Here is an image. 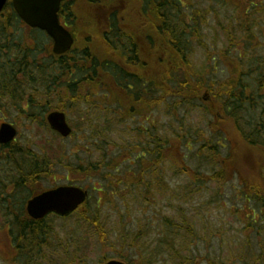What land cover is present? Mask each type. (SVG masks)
Wrapping results in <instances>:
<instances>
[{
  "label": "trees",
  "instance_id": "obj_1",
  "mask_svg": "<svg viewBox=\"0 0 264 264\" xmlns=\"http://www.w3.org/2000/svg\"><path fill=\"white\" fill-rule=\"evenodd\" d=\"M246 4L243 10L239 8L235 23L238 34L251 51L258 46L254 43L256 40L254 27L260 28L264 37V0H248ZM148 7L152 34V57L148 66L130 64L132 67H129L123 61L119 62L120 64L114 63L112 57L108 60L109 50L105 45H100L96 35L90 36L88 32L89 36L86 38L89 40V46L85 45L88 49L81 53L56 58L35 57L32 61L25 58L22 66L16 61L19 57L17 59L7 57L9 64L0 62V101L4 100L2 97H7L20 115L33 119L40 115V123L45 120V112L53 109L70 111L78 108L84 111L83 115H80L81 119H87L90 125L95 123L96 118L99 121L105 118V124L99 131H90L91 129L84 131L88 136L86 144H83L90 153L100 152L103 159L95 165L91 164L86 170H83L85 168L82 165L74 168H77L76 171H84L87 175L104 180L106 187L110 186L116 189V192L123 185L132 186L131 189L136 183L143 186V180L149 178V174L161 172L165 164L167 165L164 170L169 172L177 170L178 174L184 175L183 180L188 181L193 187L209 183L223 185L237 176L242 183L243 209L247 207L253 211L249 217H252L250 222L254 226L252 224L249 226L256 230L264 229V226L258 228V225L264 222L261 216L264 215V100L259 99L260 96L264 97L262 93L264 56L260 57L257 54L253 72L247 73L248 76L256 77L253 84L242 83L245 72L244 69V73L240 69L241 58H232V61L227 62L230 75L214 89L209 82L205 83L200 79L198 73L195 74L190 58L195 40L199 41L201 32L202 17L198 15L199 12L187 13L175 0H150L147 3ZM140 12L145 16L144 8ZM141 25L144 30L143 19ZM123 41L126 42V39ZM262 44L264 45V40ZM129 61L132 59L129 58ZM204 92H214L213 98L203 102L200 97ZM3 102L4 106H8L6 101ZM192 106L203 109L208 118L207 131L199 126L197 130L187 129L181 137L178 133L170 132L167 135V132L162 131L165 126L156 128V125H153L157 133H152L151 130L143 131V138L133 137V143L129 144L125 153H122L129 162L133 161L139 170V174L137 172L131 176L125 173L128 180L123 178L120 174L122 167L119 163L120 158L117 156L109 158L107 148L112 123L117 115L114 112L118 111L119 114H124L123 118L135 121L148 113L158 111L167 115L166 110L168 112L171 110L169 112L171 114L181 108ZM108 115L111 117L110 120L107 118ZM168 116L173 119L176 117L172 114ZM115 124L117 123L114 122ZM73 127L72 136L82 134L81 128L84 124L78 126L80 130L76 129L75 125ZM210 131L213 134L208 135L206 132ZM53 137L57 140L61 138L57 134H53ZM97 140L101 141V144ZM48 144H51L50 141ZM12 148L16 147L11 145L4 148V157L0 158L1 212H6V217L15 216V251L25 253L29 257H41V242L48 234L54 235V229L48 223L52 217L33 220L25 211L26 199L16 207L18 199L15 193L24 191L30 196L45 188L41 186V181L53 173L52 160L38 156L26 147ZM57 151L54 150L53 157ZM61 152L65 155L64 148ZM196 156L202 159L194 167L193 162L195 164L197 161H194L193 157ZM253 157L255 172L245 173L243 167H246L247 161L253 162ZM56 161L58 165L62 162ZM116 162L119 165L114 166ZM65 167L68 168L69 165L65 164ZM205 167H209L206 173ZM101 168L103 171H100ZM173 176L178 177L174 174ZM161 178L162 176L158 175L159 184ZM94 190H97L96 187ZM164 190L163 187L158 191ZM185 193L193 195L195 192L186 190ZM75 214L86 221L83 233L87 241L95 236L102 243L115 244L117 241L125 243L124 240L127 239L125 234L115 239L110 236L98 216V211H90V200L89 204L87 201ZM166 222L170 225L174 223L175 234H171L168 229L163 235L165 238L162 236L161 241L152 246L144 240L143 233L135 235L130 246L134 247L136 243L139 249L136 253L141 264H154L157 261L169 263L161 259L162 256L169 255L171 264H204L207 258L203 257L201 262L197 261L192 254V247L182 245L186 231L195 233L191 226L194 222L185 215L181 222L175 223L169 218H166ZM255 234L257 236L258 233ZM71 240L64 254L55 258L56 261L59 258L60 264H75L73 263L75 258L85 257L89 260L91 248L88 245L84 248L82 238L75 233L71 234ZM247 241H250L249 236ZM66 252L69 253V257L63 258ZM214 258H209L206 264H230L226 258ZM85 259L82 262L88 264ZM259 260L254 264H259Z\"/></svg>",
  "mask_w": 264,
  "mask_h": 264
},
{
  "label": "rangeland",
  "instance_id": "obj_2",
  "mask_svg": "<svg viewBox=\"0 0 264 264\" xmlns=\"http://www.w3.org/2000/svg\"><path fill=\"white\" fill-rule=\"evenodd\" d=\"M175 1L187 13L194 14L199 12L198 15L202 17L199 41L195 40L194 49L190 55L195 74L198 73L200 79H203L205 83L209 82L215 89L219 82L230 75L227 62L232 61V58H241L240 69L242 72L244 69L245 72H243L242 83L253 84L256 77L254 75L248 76L247 73L253 72L256 59L258 58L257 54L260 57L264 56V45L262 44L264 37L261 29L254 27L256 39L254 43H257L258 46L254 50L249 51L247 49L249 46L238 34L235 23L239 8L243 10L248 4H246L248 0ZM131 19L133 21L134 18L131 17ZM128 26L132 28L130 23H128ZM90 33V36L94 37V32ZM9 37L13 39L11 43L24 44L25 47H28L27 43L32 44L21 33L17 35L14 33L9 35ZM40 38V46L43 47L45 44L42 42L45 41V38L42 36ZM78 38L79 41L83 40L85 42V39L87 40L83 33ZM40 55L41 59L47 57L43 52ZM125 64L132 67L129 63ZM213 96L214 92H204L200 99L206 102L210 98L212 99ZM261 98L264 100V97L260 96L259 99ZM2 99L8 103V106H4V102L0 101V124L4 121L10 122L19 131L14 144L16 148L12 149L26 147L38 156L48 157V160H52L53 173L51 172L49 178L41 181V186L46 188L55 185H65L72 181L73 184L88 189L90 211H98V216L111 237L115 239L125 234L127 239L124 240L125 243L117 241L115 244H108V242L102 243L99 238L92 236V239L87 241L85 233H83L86 221L81 219V216L75 214L67 219L52 217L48 223L53 227L54 235L48 234L41 242L42 256L29 257L25 253L15 252V216L6 217V212H1L2 206H0V264H60L59 258L57 261L55 258L64 254V250L72 242V233L82 238L81 241L84 248L86 245L91 248L89 260L88 258L85 259V257L75 258L73 260L75 264H85L82 262L83 259L88 261V264H102L104 256L123 260L128 264H141L136 253V250H139L136 243H134V247L130 246L135 235L143 233L145 236L144 240L152 246L161 241L160 239L164 237L163 235L168 229H170L171 234H175L174 223L170 225L166 222V218L176 223L181 222L184 215L194 222V225L191 226L195 233L186 231L182 245L183 247H192V254L194 258H197V261L201 262L202 258L205 257L207 259L204 264H206L209 258L217 257L219 259L226 258L230 264H244V262L254 264L259 259V264H264V229L256 230L249 226V224H252L250 222L252 217L249 216L253 211L247 207L243 209L242 183L237 176L223 185L209 183L193 187L188 181L183 180L185 178L183 177L184 175L178 174L177 170H171V172L164 170L163 168L167 165L165 164L161 168V172H155L153 175L149 174V178L143 180V186L136 183L133 184L134 188L131 189L132 186L123 185L116 192V189L114 190L110 186L106 187L104 180L87 175L84 171H76L77 168H74L82 165L85 168L83 170H86L91 164L95 165L103 159L100 152L90 153L89 149L86 148V150L83 144H86L85 141L88 136L84 131H89L88 129H91L90 131H99L105 124V118L100 121L96 118L95 123L90 125L87 119H81L80 115H83L84 111L78 108H73L70 111L65 110L68 121L72 126L75 125V128L78 129L80 125L84 124V127L81 128L82 134H77V137H63V139L59 138L57 140L53 137V132L43 127L42 124L45 123L43 121V123H40V115L34 119L20 115L7 97H2ZM12 101L15 102V100ZM166 112L167 115L158 111L148 113L144 117H138L135 121L126 117L123 118L122 115L124 114H119L118 111L114 112L117 115L112 123L110 141L107 148L109 149V158L116 156L120 158L119 163L122 165L120 174L123 175V178L128 180L125 173L131 176L137 172L139 174V170L136 164L132 163L133 161L129 162L128 158L122 153H125L124 151L128 150L129 144L133 143V137L136 139L138 137L143 138V131L151 130L152 133H157L153 125H156V128L165 126L162 131L167 132V135L171 132L172 134H181V137L184 136L187 129L190 131L193 129L197 130L199 126L207 131L208 118L201 108H193L192 106L176 110L171 113L173 117L176 115L174 119L168 116L171 115L169 114L171 110L169 112L166 110ZM98 113L100 114V111ZM107 118L111 119L109 115ZM160 121L163 123H160ZM114 122L117 124L114 125ZM84 128H87V130ZM171 128L175 131L171 130ZM206 133L208 135L213 134L211 131ZM48 141L51 144H48ZM97 142L101 144V141L97 140ZM63 148L65 155L61 152ZM55 149L58 150V153L53 157ZM3 151L5 149L0 145V158L4 157ZM247 151L250 152L249 149ZM250 154L253 156L251 152ZM200 159L198 156L193 157V160L197 161L195 164L193 162L194 167L200 163ZM56 160H62L61 164L58 165ZM254 161L253 157V162H246V167H243L245 173H249V171L255 172ZM65 164H68L70 168H66ZM117 165H119L117 162L114 163V166ZM208 170L209 167H205L204 173ZM100 171H103V168ZM173 174L178 177H174ZM158 175L162 176L161 184H159ZM95 187L97 190H94ZM163 187L164 191H158L163 189ZM186 190L195 193L189 195L192 193L186 194ZM28 196L29 194L24 191L15 193V197L18 199L16 207ZM261 216L264 218V215ZM261 226H264V222L258 225V228ZM123 228L126 229L123 230ZM255 232L258 233L257 236ZM248 236L250 237L249 242L247 241ZM68 257L69 253L66 252V256L63 258ZM145 259L147 258L145 257ZM161 259L169 263L157 261L154 264L172 263L170 255L168 257L162 256Z\"/></svg>",
  "mask_w": 264,
  "mask_h": 264
},
{
  "label": "flooded vegetation",
  "instance_id": "obj_3",
  "mask_svg": "<svg viewBox=\"0 0 264 264\" xmlns=\"http://www.w3.org/2000/svg\"><path fill=\"white\" fill-rule=\"evenodd\" d=\"M150 0H62L58 9V19L74 37V43L67 53H81L88 49L89 40L79 41L78 36L83 33L94 32L100 45H105L108 60L112 57L118 63L123 61L132 65H149L151 61L152 34L150 25ZM145 5V6H143ZM145 9V16L140 12ZM133 17V21L131 19ZM148 17V18H145ZM144 21V30L141 21ZM132 25V28L128 26ZM137 27V28H136ZM22 34L32 44L28 47L20 43H11L9 35ZM9 34V35H8ZM91 34V33H90ZM45 36V45L40 46V37ZM0 62L9 64L7 57H15L20 66L23 60L41 59L43 52L48 58L56 56L53 53L54 40L48 32L40 27L29 25L16 10L14 0H4L0 12ZM30 38H32L30 40ZM129 38L132 40L129 41ZM126 39V42L123 41ZM92 43L94 41L92 40ZM85 45H88L85 47ZM134 53V55H133ZM129 58L132 61H129ZM13 59V58H12ZM14 67L13 64H11ZM14 69V68H12ZM50 111H46L47 115ZM6 145L3 148H9Z\"/></svg>",
  "mask_w": 264,
  "mask_h": 264
},
{
  "label": "water",
  "instance_id": "obj_4",
  "mask_svg": "<svg viewBox=\"0 0 264 264\" xmlns=\"http://www.w3.org/2000/svg\"><path fill=\"white\" fill-rule=\"evenodd\" d=\"M4 0H0V8ZM62 0H15L21 16L32 26H38L48 31L54 38V52L63 54L70 50L74 39L71 33L59 23L57 11ZM48 120L53 129L64 137L70 136L72 127L69 125L64 112H52ZM16 136V129L4 123L0 129V142H9ZM88 192L77 186H60L45 191L28 203V211L35 219L45 217L51 212L66 216L85 203ZM105 264H126L119 260H110Z\"/></svg>",
  "mask_w": 264,
  "mask_h": 264
}]
</instances>
